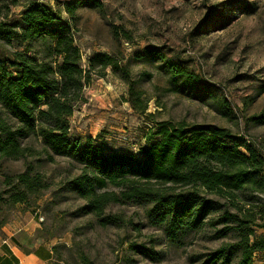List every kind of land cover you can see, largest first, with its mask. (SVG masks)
I'll use <instances>...</instances> for the list:
<instances>
[{"label":"rangeland","instance_id":"374dc122","mask_svg":"<svg viewBox=\"0 0 264 264\" xmlns=\"http://www.w3.org/2000/svg\"><path fill=\"white\" fill-rule=\"evenodd\" d=\"M29 1L0 0V21L20 19ZM37 1L70 22L83 67L94 53L108 54L134 83L128 85L121 70L107 68L102 79L93 76L84 89L86 103L69 118L74 135H100L107 149L138 155L143 137L157 124L213 125L256 144L264 155V124L249 121L264 112V0H95L78 8L71 20L62 5L78 0ZM34 49L41 51L38 45ZM12 51L0 43V55ZM169 64L183 73L174 75ZM134 91L139 102L130 96ZM134 102L144 114L133 110ZM22 143L29 149L25 160H0V194L12 189L3 177L23 172L26 165L45 188L25 204L3 203L0 222L33 218L41 235L54 242L51 264H203L238 241L234 233L215 238L216 231L230 226L218 223L222 210L175 241L150 221L149 203H112L104 217H116L118 223L103 225L102 218L80 211L86 202L71 184L81 173L78 165L64 157L50 160L37 138ZM253 229L264 237L263 229ZM132 245L151 249L155 258L136 253ZM236 263L233 253L229 264ZM253 264H262L259 256Z\"/></svg>","mask_w":264,"mask_h":264},{"label":"trees","instance_id":"16d2710c","mask_svg":"<svg viewBox=\"0 0 264 264\" xmlns=\"http://www.w3.org/2000/svg\"><path fill=\"white\" fill-rule=\"evenodd\" d=\"M95 2L78 0L62 6L71 20L83 4ZM0 43L13 47L9 56L0 55V160H25L29 149L23 140L37 138L50 160L64 157L80 168L71 184L86 202L80 209L83 214L102 218L103 225L117 224L116 217H104L108 205L149 203L150 221L163 226L171 241L200 229L210 215L222 210L218 223L230 226L216 231L215 238L234 233L238 241L203 264H229L233 253L236 264H253L255 256L264 264V237L253 231L264 230V155L256 144L213 125L163 122L143 137L138 155L111 151L100 135H74L69 118L86 103L84 89L93 76L102 79L107 68L121 70L123 80L134 86L115 57L94 53L83 67L70 22L37 0L26 4L20 19L0 21ZM35 45L41 51L36 52ZM169 66L174 75L183 73ZM131 95L139 102L135 91ZM132 108L144 114L145 108L135 102ZM249 121L264 124V112ZM3 183L12 189L0 194V208L6 202L25 204L45 188L29 165L14 176H4ZM245 193L249 200L245 201ZM228 207L235 213L225 210ZM256 220L261 223L256 225ZM4 225L0 222V228ZM131 248L151 259L156 256L142 245Z\"/></svg>","mask_w":264,"mask_h":264},{"label":"crops","instance_id":"0c3cea01","mask_svg":"<svg viewBox=\"0 0 264 264\" xmlns=\"http://www.w3.org/2000/svg\"><path fill=\"white\" fill-rule=\"evenodd\" d=\"M33 218H16L0 228V264H51L54 242L38 230Z\"/></svg>","mask_w":264,"mask_h":264}]
</instances>
